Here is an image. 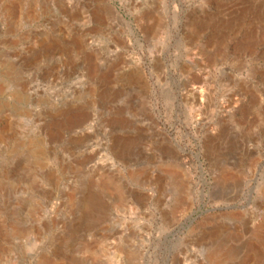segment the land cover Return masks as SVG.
<instances>
[{
    "label": "rangeland",
    "instance_id": "1",
    "mask_svg": "<svg viewBox=\"0 0 264 264\" xmlns=\"http://www.w3.org/2000/svg\"><path fill=\"white\" fill-rule=\"evenodd\" d=\"M0 87V264H264V0H0Z\"/></svg>",
    "mask_w": 264,
    "mask_h": 264
},
{
    "label": "bare ground",
    "instance_id": "2",
    "mask_svg": "<svg viewBox=\"0 0 264 264\" xmlns=\"http://www.w3.org/2000/svg\"><path fill=\"white\" fill-rule=\"evenodd\" d=\"M0 89H1V87H0ZM232 255V254H231Z\"/></svg>",
    "mask_w": 264,
    "mask_h": 264
}]
</instances>
